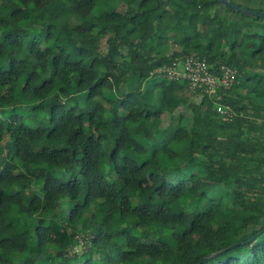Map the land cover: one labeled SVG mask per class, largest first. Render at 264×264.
<instances>
[{
  "label": "trees",
  "instance_id": "obj_1",
  "mask_svg": "<svg viewBox=\"0 0 264 264\" xmlns=\"http://www.w3.org/2000/svg\"><path fill=\"white\" fill-rule=\"evenodd\" d=\"M188 55L237 70L219 90L231 118L153 72ZM236 242L201 264H264V18L0 0V264H199Z\"/></svg>",
  "mask_w": 264,
  "mask_h": 264
},
{
  "label": "built area",
  "instance_id": "obj_2",
  "mask_svg": "<svg viewBox=\"0 0 264 264\" xmlns=\"http://www.w3.org/2000/svg\"><path fill=\"white\" fill-rule=\"evenodd\" d=\"M153 72L160 73L168 79L186 80L192 89H200L212 95L216 102L218 112L231 118L233 116L229 107L220 103L221 88H229L234 82L237 70L229 65H223L219 72L212 71L205 58L197 55H188L183 58L176 57L172 63L156 68ZM83 240L73 247L69 253L82 252Z\"/></svg>",
  "mask_w": 264,
  "mask_h": 264
},
{
  "label": "water",
  "instance_id": "obj_3",
  "mask_svg": "<svg viewBox=\"0 0 264 264\" xmlns=\"http://www.w3.org/2000/svg\"><path fill=\"white\" fill-rule=\"evenodd\" d=\"M219 1H220L221 4L231 8L233 10L242 12V13L250 15V16L264 18V11H258V10H253V9H249V8H246V7H240V6L236 5V4H234L233 2H231L230 0H219ZM242 243L243 242H236V243H233V244H231L230 246H228L226 248H223V249H221L219 251L213 252V253L205 256L202 260H200L199 264L207 262L209 259H211L213 257H216V256L224 253L226 250L234 248V247H236V246H238V245H240Z\"/></svg>",
  "mask_w": 264,
  "mask_h": 264
},
{
  "label": "rangeland",
  "instance_id": "obj_4",
  "mask_svg": "<svg viewBox=\"0 0 264 264\" xmlns=\"http://www.w3.org/2000/svg\"><path fill=\"white\" fill-rule=\"evenodd\" d=\"M118 8L123 10V9H125V5L122 3V4H120V6ZM104 42H105V40L103 39L102 40V43H104ZM71 43L73 44V42H71ZM192 90H195V89H192ZM198 90H200V89H198ZM201 91L202 92H205L203 90H201ZM209 96H212V95L209 94ZM201 98H202V94L196 97L197 101H201ZM167 120H168V115H164L163 116V121H165V123H166ZM115 180H116L118 186L120 188H123V186H124L123 182L121 180H119L118 178H116V177H115ZM102 219H103L104 223L107 224L110 227H114L116 225V223H114V221L111 219L110 215L105 214ZM84 248H85V244H83V246L81 247V249H84Z\"/></svg>",
  "mask_w": 264,
  "mask_h": 264
}]
</instances>
